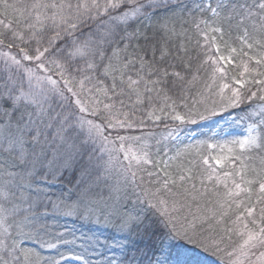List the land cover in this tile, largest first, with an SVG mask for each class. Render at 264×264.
Masks as SVG:
<instances>
[{"label": "snow or ice", "instance_id": "obj_1", "mask_svg": "<svg viewBox=\"0 0 264 264\" xmlns=\"http://www.w3.org/2000/svg\"><path fill=\"white\" fill-rule=\"evenodd\" d=\"M0 264H264V0H0Z\"/></svg>", "mask_w": 264, "mask_h": 264}]
</instances>
